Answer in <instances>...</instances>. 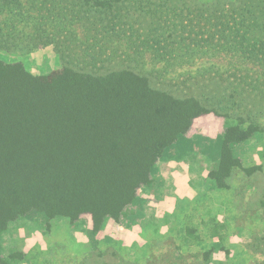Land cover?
Instances as JSON below:
<instances>
[{"label":"rangeland","instance_id":"rangeland-1","mask_svg":"<svg viewBox=\"0 0 264 264\" xmlns=\"http://www.w3.org/2000/svg\"><path fill=\"white\" fill-rule=\"evenodd\" d=\"M163 2L176 4L177 12L216 0H117L121 15L116 23L109 19L115 11L73 17L69 2L40 27L25 1L21 14L0 17L6 33L0 39L9 42L0 48L1 57L22 61L42 81L58 77L64 66L94 74L128 68L147 76L153 87L194 96L216 110L195 117L180 146L159 157L152 182L138 190L143 200L128 217L112 219L115 228L108 232L113 235L104 226L91 238L88 213L77 221H46L32 213L12 222L0 239L10 264H264V96L243 83L259 68L236 54L177 47L179 37L151 26L156 20L179 19L176 12L169 19ZM181 15L187 18V11ZM225 117L233 124L254 122L256 131L234 147L243 168H232L225 185L217 187L209 175L219 162L215 138ZM181 159L189 161L188 197L173 196L171 162ZM116 231L138 239L129 241ZM12 253L16 257L9 258Z\"/></svg>","mask_w":264,"mask_h":264},{"label":"trees","instance_id":"trees-1","mask_svg":"<svg viewBox=\"0 0 264 264\" xmlns=\"http://www.w3.org/2000/svg\"><path fill=\"white\" fill-rule=\"evenodd\" d=\"M23 1L38 27L67 2L73 17L115 11L109 19L116 23L121 15L117 0H0V17L21 14ZM236 1L188 4L177 12L176 4L163 2L169 19L175 12L179 19L156 20L151 26L179 37L177 47L232 53L256 65L257 76L243 83L263 97L264 0ZM186 11L187 18L181 17ZM5 34L0 27V35ZM2 39L0 48L9 43ZM207 111L216 112L194 96L153 87L147 76L128 68L94 74L64 66L58 77L42 81L22 61L0 55V239L12 222L32 213L46 221H77L88 213L91 238L108 219L128 217L143 200L138 190L152 182L159 157L180 146L193 119ZM254 131V122L233 124L225 117L215 138L219 162L209 175L215 186L223 187L235 166L243 168L234 147ZM0 264H10L1 246Z\"/></svg>","mask_w":264,"mask_h":264},{"label":"crops","instance_id":"crops-1","mask_svg":"<svg viewBox=\"0 0 264 264\" xmlns=\"http://www.w3.org/2000/svg\"><path fill=\"white\" fill-rule=\"evenodd\" d=\"M171 178H172V183H173V196H178V197H188L191 195L192 190L189 185V161L188 160H179V161H172L171 162ZM165 198L169 199L171 198L170 196H166ZM161 204V203H160ZM159 204V205H160ZM161 206V205H160ZM168 210L167 208L161 209L158 215H161L163 212ZM112 219H109L106 222L105 229L106 232L112 231L113 228H115V223L113 224ZM139 229H136L135 232L138 233ZM119 236L124 235L125 239L130 240H136L138 239L137 235H132L128 234L125 232L121 231H116ZM111 234L110 232H108ZM113 235V234H111Z\"/></svg>","mask_w":264,"mask_h":264}]
</instances>
